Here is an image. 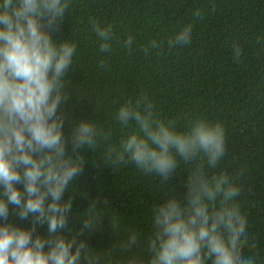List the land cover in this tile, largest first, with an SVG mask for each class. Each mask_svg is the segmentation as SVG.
<instances>
[{
  "label": "trees",
  "instance_id": "trees-1",
  "mask_svg": "<svg viewBox=\"0 0 264 264\" xmlns=\"http://www.w3.org/2000/svg\"><path fill=\"white\" fill-rule=\"evenodd\" d=\"M197 9L200 16L193 15ZM90 19L112 26L110 51H101ZM189 24L191 43L169 47L168 40ZM55 37L75 45L64 77L69 98L61 113L66 152L84 160L83 171L62 197L71 201V209L66 228L57 234L86 243L81 264H148L155 210L172 197L181 199L198 168L209 177L225 174L240 188L234 203L246 218L248 243L242 251L264 264V0H69ZM234 45L241 50L238 59ZM145 95L156 118L173 122L179 132L197 118L220 123L226 148L217 165L209 167L203 155L187 164L177 157V168L164 179L133 162L106 163L107 149L135 128L115 119L118 109ZM80 120L110 132V138L95 150L73 152L72 127ZM9 213L14 226L33 229L31 216L21 219L13 205ZM89 216L95 228L81 233ZM132 233L137 243L129 248ZM36 235L47 238V225L36 224Z\"/></svg>",
  "mask_w": 264,
  "mask_h": 264
},
{
  "label": "clouds",
  "instance_id": "clouds-1",
  "mask_svg": "<svg viewBox=\"0 0 264 264\" xmlns=\"http://www.w3.org/2000/svg\"><path fill=\"white\" fill-rule=\"evenodd\" d=\"M69 0H3L0 3V264H81L89 249L85 242L57 234L67 226L71 201L62 197L83 171V156L66 152L65 116L61 106L64 77L73 60L75 45L57 41ZM194 16H200L197 9ZM101 41L111 49L112 26L92 21ZM192 26L185 25L168 40L169 47L191 43ZM257 43H261L257 38ZM132 37L125 46L131 48ZM153 47H159L155 41ZM241 54L234 45V56ZM115 119L127 128L117 147L104 155L111 167L133 162L145 173L168 179L177 168V157L186 164L206 158L215 167L225 155V130L220 123L194 119L187 131L173 122L157 119L147 96L128 101ZM111 133L90 120L72 127L73 152L95 150ZM16 185H22L20 190ZM181 199L172 197L155 210L154 235L148 241V264H255L243 248L248 243L246 218L234 200L240 188L225 175L209 177L198 168L186 181ZM182 199L186 203L182 204ZM9 205L21 219L32 217L33 229L9 221ZM94 218L84 217L85 228H95ZM36 224H46L48 236L33 237ZM137 243L132 233L126 247ZM47 246V251L45 248ZM129 264H143L133 260Z\"/></svg>",
  "mask_w": 264,
  "mask_h": 264
}]
</instances>
